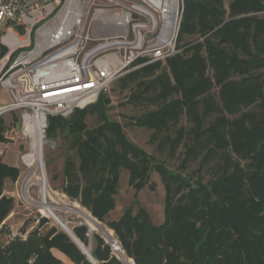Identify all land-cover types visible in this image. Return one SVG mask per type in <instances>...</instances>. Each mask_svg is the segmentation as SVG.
Masks as SVG:
<instances>
[{"label": "trees", "instance_id": "trees-1", "mask_svg": "<svg viewBox=\"0 0 264 264\" xmlns=\"http://www.w3.org/2000/svg\"><path fill=\"white\" fill-rule=\"evenodd\" d=\"M182 3L179 53L119 79L125 88L152 77L137 83L130 100L155 109L134 118V125L161 136L158 148L167 147L170 157L185 138L183 127L173 138L171 128L182 115L191 123V139L183 145L177 169L129 140L110 118V98L102 94L68 118L47 119L46 138L66 146L61 192L104 222L116 206L121 170L128 172L129 186L136 192L149 185L156 172L165 192L163 223L155 225L137 202L121 218L106 223L134 264H264V18L259 16L264 0H231L227 8L221 0ZM186 36L196 38L181 44ZM214 88L218 103L211 94ZM150 90L153 95L146 94ZM212 113L218 115L205 127ZM88 116L96 121L92 129ZM6 131L0 116V143L6 142ZM199 156L197 171L208 167L207 180L184 173L187 163ZM19 174L18 167L0 161V225L14 207L13 198L3 194L4 182H15ZM22 190L26 197L24 186ZM49 209L53 213L51 205ZM75 212L91 222L87 214ZM46 221L39 219L25 239L5 245L0 240V264H62L52 249L73 264H90L64 232L54 227L41 232ZM72 230L90 246L98 264H121L98 234L87 236L86 225Z\"/></svg>", "mask_w": 264, "mask_h": 264}, {"label": "built area", "instance_id": "built-area-1", "mask_svg": "<svg viewBox=\"0 0 264 264\" xmlns=\"http://www.w3.org/2000/svg\"><path fill=\"white\" fill-rule=\"evenodd\" d=\"M50 6L55 11L47 15ZM37 12L43 13L41 23L24 28L27 34L37 28L34 46L10 62L0 58V91L12 99L0 106V116L22 110L25 134L38 124L44 139L48 117L68 118L108 94L117 79L179 53L182 0L173 8L170 0H0V30L4 22L24 23ZM16 34H2L1 40ZM26 198L32 201L28 188ZM97 228L111 256L134 264L111 230ZM15 238L26 235L12 234L10 240Z\"/></svg>", "mask_w": 264, "mask_h": 264}, {"label": "rangeland", "instance_id": "rangeland-1", "mask_svg": "<svg viewBox=\"0 0 264 264\" xmlns=\"http://www.w3.org/2000/svg\"><path fill=\"white\" fill-rule=\"evenodd\" d=\"M137 1V0H132ZM225 8H227L231 0H221ZM55 11V6L48 7L44 13L49 15ZM42 12H37L27 17L24 21L17 22H4L0 30V58L8 57V62L14 60L20 53L31 49L34 46L36 38V29L27 34L29 28L35 26L42 21ZM264 18V12L259 14ZM227 17V14H226ZM17 31V36L9 40H1L2 34L12 33ZM28 35V36H26ZM196 37H185L181 44L191 42ZM25 47L24 45H27ZM15 49V50H14ZM14 50L13 52H11ZM209 75L212 72L209 71ZM124 77V76H123ZM122 78V77H121ZM120 79V78H119ZM119 79H117L110 87L108 96L110 98L111 109L109 116L112 120L118 122L127 135L128 139L134 144L140 146L147 153L155 156L159 161L165 163V165L176 170L182 159V153L184 152V144H188L191 139L190 129L191 123L187 121L185 115H182L177 125L171 128L169 134L173 138L175 136V130L179 127L185 129V138L182 144L177 149L174 157H170L167 147L162 149L158 148L161 136L154 135V132L134 125V118L154 110L155 106L145 103L143 101H131L130 96L133 92H137L138 82H148L151 78H140L135 83H129L125 88H121ZM142 89V88H140ZM155 91L150 90L147 95H153ZM218 88L212 90V96L218 103L217 98ZM12 99L7 97L2 91H0V105L11 103ZM23 111L20 109L12 110L3 113L1 116L4 118L7 126L5 132L6 142L0 144V161L13 165L19 168L20 174L15 182L6 180L4 182L3 194L7 197H11L14 200V207L11 214L6 219V230L10 233L11 230L15 233H29L33 230L39 219L46 218V222L40 228L41 232H46L51 228H56L58 231L63 230L56 224L51 218L42 214L38 208L37 203H42L43 193L46 192V202L51 205L53 214L61 219L64 225H66L70 231L71 229L86 225L89 226L88 221L85 220L76 211L83 212L87 215H91L86 209L80 206V204L68 198L61 192V187L64 184V178L62 171L65 164L66 146L63 141H52L44 137L43 151L41 153L42 167L45 177V188L42 189V180L32 174L31 169L24 165L22 162V156L26 155L30 151V139L25 134L22 125ZM218 114L212 113L205 118L204 126H209ZM15 118L17 120H15ZM89 129L96 126V121L93 117L88 116L86 120ZM202 156H199L194 162H189L186 165L184 171L185 174L202 175L207 180L210 175L208 167H203L198 173L199 163ZM30 172V173H29ZM29 173V174H28ZM26 175V176H25ZM24 176V177H23ZM25 190L28 188V195L32 201H28L23 195L22 187ZM115 209L106 217L104 222H98L101 228H108L106 223L109 221H116L123 215V211L127 207H131L137 202V205L146 210L155 225H161L164 221V200L165 192L161 183L160 177L156 172L151 173L149 185L143 187L138 192L129 186V175L126 170H121L118 180L117 196ZM66 208H73L74 211H68ZM95 219V218H94ZM111 230L110 228H108ZM5 230V231H6ZM24 230V232H23ZM112 231V230H111ZM91 233H96L103 237L101 231L94 227ZM112 234L114 232L112 231ZM5 236V235H3ZM6 239L2 241V244H6ZM88 248V247H87ZM90 248V246H89Z\"/></svg>", "mask_w": 264, "mask_h": 264}, {"label": "bare ground", "instance_id": "bare-ground-1", "mask_svg": "<svg viewBox=\"0 0 264 264\" xmlns=\"http://www.w3.org/2000/svg\"><path fill=\"white\" fill-rule=\"evenodd\" d=\"M170 4L173 8V6L175 4V0H170ZM26 134L28 135L31 142H30V151L26 154L25 161H26L27 166L29 168H31L32 174L36 177H39L42 180V189H44L45 188V177H44V173H43L42 158H41V153L43 151L44 139H43V136L40 132L39 125L36 124L32 129L28 128V130H26ZM43 197L45 200V192L43 193ZM43 197H42V203L40 204L41 201H39L37 203L40 212L42 214L48 216L49 218H51L56 224L59 225V227L62 230H66V231L69 230L70 231V229L62 223L63 221L61 219L57 218L50 211V209H49L50 205L47 202H43ZM91 222H88V224L90 225V228L95 227V224L93 222L92 223ZM88 248H89V246H88ZM85 249H87V248H85Z\"/></svg>", "mask_w": 264, "mask_h": 264}, {"label": "crops", "instance_id": "crops-1", "mask_svg": "<svg viewBox=\"0 0 264 264\" xmlns=\"http://www.w3.org/2000/svg\"><path fill=\"white\" fill-rule=\"evenodd\" d=\"M8 104V103H7ZM6 104H3V105H0V106H4ZM6 138V136H5ZM7 140V139H6ZM5 143V142H4ZM1 144V143H0ZM4 163V162H3ZM6 164V163H5ZM9 165V164H8ZM10 166H13V165H10ZM62 174H63V171H62ZM63 178H64V175H63ZM6 181V180H5ZM64 182H65V178H64ZM110 214V213H109ZM8 218V217H7ZM6 218V219H7ZM6 219L4 220V222L0 225V230L2 231V234H1V237H0V240L3 241L4 239H6V244L10 241V237L12 234H16V232L14 233L12 230L10 233H7V230H6ZM6 230V231H5ZM26 236H27V233H24ZM5 235V236H3ZM91 249V248H89ZM52 253L54 255V257H56L57 259H59L62 264H73L70 259L68 257H66L63 253L59 252L58 250L56 249H52Z\"/></svg>", "mask_w": 264, "mask_h": 264}, {"label": "water", "instance_id": "water-1", "mask_svg": "<svg viewBox=\"0 0 264 264\" xmlns=\"http://www.w3.org/2000/svg\"><path fill=\"white\" fill-rule=\"evenodd\" d=\"M88 218L95 224V225H98V221L96 219H94L91 215H88ZM89 230L92 231V228H90L89 226ZM63 232L65 234L68 235V237L73 241V243L78 247V249L86 256L88 262L90 264H98L94 258L92 257L91 253H90V249L85 247L80 241L79 239L75 236V234L73 233V230L72 231H69V230H63ZM87 248V249H85Z\"/></svg>", "mask_w": 264, "mask_h": 264}]
</instances>
